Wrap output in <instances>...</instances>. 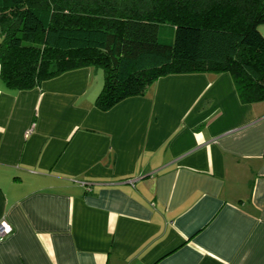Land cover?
<instances>
[{"label":"crops","instance_id":"1","mask_svg":"<svg viewBox=\"0 0 264 264\" xmlns=\"http://www.w3.org/2000/svg\"><path fill=\"white\" fill-rule=\"evenodd\" d=\"M97 69L0 79V264H264V101L199 72L103 111Z\"/></svg>","mask_w":264,"mask_h":264},{"label":"trees","instance_id":"2","mask_svg":"<svg viewBox=\"0 0 264 264\" xmlns=\"http://www.w3.org/2000/svg\"><path fill=\"white\" fill-rule=\"evenodd\" d=\"M264 0H0V79L29 90L100 67V110L169 74L227 72L264 101Z\"/></svg>","mask_w":264,"mask_h":264},{"label":"built area","instance_id":"3","mask_svg":"<svg viewBox=\"0 0 264 264\" xmlns=\"http://www.w3.org/2000/svg\"><path fill=\"white\" fill-rule=\"evenodd\" d=\"M30 131L31 130L29 129L28 132ZM11 231H12V228L10 224L4 219L0 220V240L4 238L5 236H7L8 234H10Z\"/></svg>","mask_w":264,"mask_h":264},{"label":"rangeland","instance_id":"4","mask_svg":"<svg viewBox=\"0 0 264 264\" xmlns=\"http://www.w3.org/2000/svg\"><path fill=\"white\" fill-rule=\"evenodd\" d=\"M97 68H98V69H97V70H98V74L102 76V75H103V71H102V69H101L100 67H97Z\"/></svg>","mask_w":264,"mask_h":264}]
</instances>
